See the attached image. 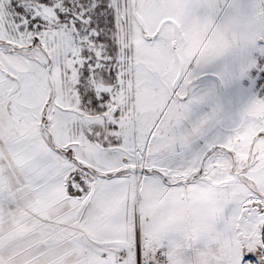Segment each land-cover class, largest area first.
<instances>
[{
	"label": "snow or ice",
	"instance_id": "6c2138e0",
	"mask_svg": "<svg viewBox=\"0 0 264 264\" xmlns=\"http://www.w3.org/2000/svg\"><path fill=\"white\" fill-rule=\"evenodd\" d=\"M0 264H264V0H0Z\"/></svg>",
	"mask_w": 264,
	"mask_h": 264
}]
</instances>
